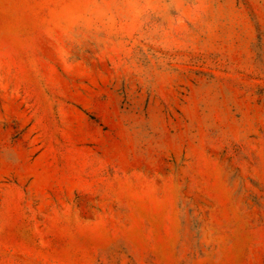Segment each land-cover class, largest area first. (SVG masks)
Returning a JSON list of instances; mask_svg holds the SVG:
<instances>
[{"label": "rangeland", "instance_id": "1", "mask_svg": "<svg viewBox=\"0 0 264 264\" xmlns=\"http://www.w3.org/2000/svg\"><path fill=\"white\" fill-rule=\"evenodd\" d=\"M0 264H264V0H0Z\"/></svg>", "mask_w": 264, "mask_h": 264}]
</instances>
